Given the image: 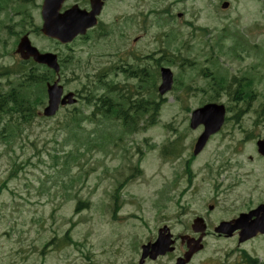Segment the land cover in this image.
<instances>
[{"label":"rangeland","instance_id":"374dc122","mask_svg":"<svg viewBox=\"0 0 264 264\" xmlns=\"http://www.w3.org/2000/svg\"><path fill=\"white\" fill-rule=\"evenodd\" d=\"M223 1L228 2L225 9L220 7ZM41 3L13 0L14 10L0 12V72L16 62L14 41L30 30L33 45L59 54L60 82L77 102L26 127L21 141L13 145L14 154L0 142V259L6 251L29 246L34 250L30 263H55L58 254L48 259L41 254L47 249L44 244L52 241L73 254L74 248L65 243L71 239L92 251L96 264L123 258L136 264L140 245L154 240L159 226H169L174 235L190 232L192 219L200 214L210 235L188 264L264 262V235L238 244L236 234L225 238L212 232L220 221L255 208L264 199V158L257 155L255 145L264 136V0H110L102 16L101 32L107 34L94 31L65 46L33 31L41 25ZM20 6L27 14L22 23ZM220 40L223 46L218 50ZM210 50L217 54L211 57ZM119 58L130 66L138 63V70L147 71L145 78L157 76L155 91L145 90L150 79L139 92L157 101L158 69L172 70L174 87L162 97L154 122L123 136L120 146L112 143L103 150L85 151L90 124L80 134L81 145L62 144L56 121L75 107L89 112L84 106L85 85ZM247 76L254 78L250 89L254 97L242 104L233 103L229 92L217 86L231 84L234 89L236 81L245 83ZM108 77L121 89L131 90L138 83L124 73ZM8 79L0 75L1 88ZM208 101L228 107L227 120L195 156L192 145L201 128L189 129V115ZM45 103L46 96L38 111ZM176 138L177 152L163 156L164 150L173 151L169 144ZM69 150L72 154L66 155ZM12 161L20 168L9 175ZM78 199L88 201L89 207L75 212ZM175 255L146 264H171Z\"/></svg>","mask_w":264,"mask_h":264},{"label":"trees","instance_id":"16d2710c","mask_svg":"<svg viewBox=\"0 0 264 264\" xmlns=\"http://www.w3.org/2000/svg\"><path fill=\"white\" fill-rule=\"evenodd\" d=\"M19 12H24L21 6ZM21 15L23 16L20 22H23L27 14L24 12ZM34 31L37 32L38 27H35ZM222 46L223 41L220 40L217 45L218 50H221ZM31 65V68L17 69L12 72L3 68L0 72V75L7 77V79L11 75H17L15 79H8L9 81L2 88L0 87V142L4 144L6 151L12 154H14L13 145L17 141H21L26 127H31L33 122L39 118L37 111L39 106L44 103L46 96L45 83L54 78L51 70L35 63ZM106 74V72L96 73L94 80L93 78L90 79L91 83L85 85L84 106L91 108L89 112L85 113L84 109L75 107L68 110L61 120L56 121V128L62 130L63 133L62 144L70 141L73 145H81L84 139L82 140L80 134L84 133L85 125L90 124L92 128L87 133V138H85L87 140L85 151H89L88 148L97 151L106 148L111 141L114 142L123 133L143 130L154 122V117L162 104L161 100L156 101L155 97L139 92L142 91V88H145L144 81L150 79L151 82H147L150 86H146L145 90L155 91L154 79L157 76H151L149 73L150 76L145 78L146 73L129 72L126 77L137 78L138 83L132 85L131 90H126L119 88L115 83L107 82L104 79ZM253 80V77L247 76L245 83L236 81L237 86L234 89H232L231 84L224 86L223 83H220L221 86L219 84L217 86L229 92L227 94L230 95L229 97H231L233 103L242 104L247 99L250 101L254 97L252 95L253 91L250 90L251 85L254 83ZM94 81L95 84H93ZM108 83L112 84L108 85ZM145 90L144 92H146ZM236 112L240 115L243 109L239 108ZM141 122H144V124H141ZM116 129L121 130L117 131ZM89 134L92 135L91 138H89ZM95 136L102 139L100 138V140L92 143L91 140H94ZM74 149L78 150L79 148L74 147ZM69 153L72 154V151H67L66 155ZM19 168L20 166L12 161L10 163L12 172L9 175L15 174L14 172ZM5 181H3L2 186ZM88 207L89 203L87 201L78 199L74 209L80 211ZM255 263L256 261L253 264ZM260 264H264V262Z\"/></svg>","mask_w":264,"mask_h":264},{"label":"water","instance_id":"95a60500","mask_svg":"<svg viewBox=\"0 0 264 264\" xmlns=\"http://www.w3.org/2000/svg\"><path fill=\"white\" fill-rule=\"evenodd\" d=\"M92 10L85 12L79 10L77 6H72L68 10L60 13V8L64 0H43L41 7L42 27L41 32L44 36L58 40L61 43L70 42L76 35L84 34L86 29L96 23L95 15L99 11L100 2L98 0H90ZM227 4L223 3L222 7ZM16 52L24 59L32 58L35 62L45 64L52 68L55 73L59 71L57 56L54 53H41L36 47L31 45L27 35L21 37L18 42ZM161 84L158 92L164 94L169 91L172 86V73L169 68H162L160 71ZM57 78L52 84H47V105L43 109L44 116H52L58 110L59 105L73 104L76 99L72 92H68L63 97V88L58 84ZM224 118V107L214 103L205 104L192 111L190 118V127L195 128L199 124L204 126V131L198 138L193 153L196 154L205 144L209 135L215 133L221 126ZM257 151L264 156V138L256 142ZM205 224L201 218L193 220L191 228L194 232H200V236L190 241L193 245L183 258L177 259L176 264H186L191 255L199 250L202 245L200 243L205 231ZM239 229L238 242H243L257 233L264 234V204L250 210L247 213H240L237 218L230 221H222L214 228L216 233H222L231 236L232 233ZM173 240L167 227H163L158 231L157 239L152 243L142 245V253L139 264H142L144 258L149 256L155 259L158 255H164L166 252L173 250Z\"/></svg>","mask_w":264,"mask_h":264},{"label":"flooded vegetation","instance_id":"af4514ba","mask_svg":"<svg viewBox=\"0 0 264 264\" xmlns=\"http://www.w3.org/2000/svg\"><path fill=\"white\" fill-rule=\"evenodd\" d=\"M109 1L110 0H102L101 1L102 4H101L100 13L97 16V19H98L97 25L94 28L88 30L84 36H79L78 39H81V40L85 39L90 32H94V31H97V33L101 32V29L104 27V23L102 22V16L107 10V5H108ZM255 1L257 3H260V0H255ZM178 2L179 1L176 0V3H178ZM72 4H77L81 9H84L86 11L91 10L90 0H72V1L66 0L65 4L62 7V10L67 9ZM103 32H106V30H103ZM103 32H101V33H103ZM120 34L122 36V33H120ZM133 41H136V39H134ZM119 60H122V62H124V63L119 62ZM119 60L117 62L115 60H114L115 62L111 61L110 63L105 65L106 68L118 69V70L119 69L128 70L131 68L137 69L136 66H139L138 63H136L135 66H130V64L125 63V61H126L125 58H124V60L122 58H119ZM30 64H31L30 60L22 61V60L17 59V61L15 63H13V65L7 66V67L10 70H15V69L19 68L20 66H21V68H29V66H31ZM221 168H222V166L218 170L219 173H220ZM261 203H264V199L262 201H260L257 205H259ZM198 215H200V214H198ZM186 234H189L190 236L196 237V234L188 233L187 229L184 231L183 234L174 236V238L176 239L175 240L176 241L175 252L177 250L179 252L177 253V255L175 257L171 258L172 259L171 264L175 261L177 256L182 255L186 251V247H187V243H188L187 238L184 240L181 238L182 235H186ZM62 242L63 241H58L55 243H62ZM48 243L50 245L45 246V247H47L48 251H47V249L42 251L44 256H45L44 259H48L49 258L48 256L50 254H58V255L55 258L56 259L55 263L54 262H47L46 264H96L95 263L96 261L93 262L94 259H93V257H91L92 251H86V250L82 249L83 243H77V242L73 243V241H65V243H69V245L74 248V250H72L73 254L65 253L63 250L58 249L60 246L58 247V246L52 244V243H54L52 241H50ZM14 244L19 245V244H21V242L20 241H14ZM29 248H30L29 246H27L26 249H22V248L17 247V248H14L12 250L6 251L5 252L6 255H3L2 258L0 259V264H32L29 261L31 259V256H30L31 250ZM76 248H78V249H76ZM169 256H171V254L168 256H165V257H169ZM105 264H107V263H105ZM111 264H131V263H130L129 259L123 258L121 260V262L116 260L114 263H111Z\"/></svg>","mask_w":264,"mask_h":264}]
</instances>
